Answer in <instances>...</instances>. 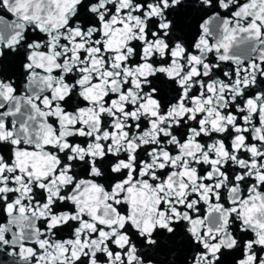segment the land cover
<instances>
[{
  "label": "snow or ice",
  "instance_id": "obj_1",
  "mask_svg": "<svg viewBox=\"0 0 264 264\" xmlns=\"http://www.w3.org/2000/svg\"><path fill=\"white\" fill-rule=\"evenodd\" d=\"M0 264H264V0H0Z\"/></svg>",
  "mask_w": 264,
  "mask_h": 264
},
{
  "label": "water",
  "instance_id": "obj_2",
  "mask_svg": "<svg viewBox=\"0 0 264 264\" xmlns=\"http://www.w3.org/2000/svg\"><path fill=\"white\" fill-rule=\"evenodd\" d=\"M0 259H3V260H5V261H9V260H10V258H8V257H6V256H2V255H0Z\"/></svg>",
  "mask_w": 264,
  "mask_h": 264
}]
</instances>
